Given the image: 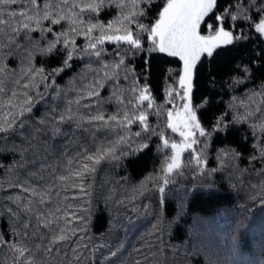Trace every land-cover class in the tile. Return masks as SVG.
<instances>
[{
    "label": "snow or ice",
    "instance_id": "1",
    "mask_svg": "<svg viewBox=\"0 0 264 264\" xmlns=\"http://www.w3.org/2000/svg\"><path fill=\"white\" fill-rule=\"evenodd\" d=\"M185 169L241 194L234 249L264 224V0H0V264H227L177 235Z\"/></svg>",
    "mask_w": 264,
    "mask_h": 264
},
{
    "label": "trees",
    "instance_id": "2",
    "mask_svg": "<svg viewBox=\"0 0 264 264\" xmlns=\"http://www.w3.org/2000/svg\"><path fill=\"white\" fill-rule=\"evenodd\" d=\"M246 54V50L245 53ZM170 65L154 67L150 77L154 95L162 97L163 92V69ZM259 75V74H258ZM65 81L61 83H66ZM258 82V81H257ZM243 87V86H241ZM238 92L240 89L237 90ZM198 95V94H197ZM160 102V101H158ZM218 105L214 101V106L207 113L211 117ZM154 122L155 118H151ZM240 134H230L222 137L221 142L234 144L238 142ZM220 142H218L219 144ZM155 150L135 159L130 165V172L137 178L151 172L154 164L157 163ZM187 157V154H185ZM243 166V165H242ZM220 179H215V186L196 187L192 189L191 173L185 169V176L179 178L180 187L176 189L179 196H183L185 187L189 188V196L185 200V214L180 223L177 235L182 237L189 229L195 233L199 243L208 251L215 254L227 264H259L264 250V224L257 214L255 219L251 217L240 229V246L234 249L230 240V234L239 218L240 195L229 185L228 178L222 174H217ZM102 227L97 224V229ZM98 234V232H97Z\"/></svg>",
    "mask_w": 264,
    "mask_h": 264
}]
</instances>
